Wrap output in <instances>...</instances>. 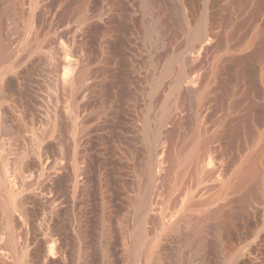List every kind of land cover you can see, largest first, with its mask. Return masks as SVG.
Listing matches in <instances>:
<instances>
[{
    "label": "rangeland",
    "instance_id": "rangeland-1",
    "mask_svg": "<svg viewBox=\"0 0 264 264\" xmlns=\"http://www.w3.org/2000/svg\"><path fill=\"white\" fill-rule=\"evenodd\" d=\"M1 46L0 264H264V0H0Z\"/></svg>",
    "mask_w": 264,
    "mask_h": 264
},
{
    "label": "bare ground",
    "instance_id": "bare-ground-1",
    "mask_svg": "<svg viewBox=\"0 0 264 264\" xmlns=\"http://www.w3.org/2000/svg\"><path fill=\"white\" fill-rule=\"evenodd\" d=\"M68 20L69 19H65V21H67V22H68ZM214 24H208L206 27L202 28L194 36V38L192 39L191 43L187 46L186 52H185V55H184V62H183L184 63V68H183L184 69L183 70L184 73L182 74V79H181L182 83H180V84L188 83L187 80H189L192 77L193 73L196 71L198 66L194 65V62H195L194 59L197 58V56H199L201 54H202L201 55L202 57H207L211 53V51L214 49V47H215L214 43L218 41L219 34H220L216 30L217 24H215L216 26ZM164 25L162 24V22L161 23H157L156 26L151 31L152 32L151 34L156 36V39L158 37V41L159 42H162L163 39H164V30H165V28H164L165 26ZM217 29H218V27H217ZM0 49H2L1 52H0V54H2L4 52V50H3L4 48L2 47ZM195 84H196V82H195ZM167 117H168V115H167ZM167 117H164V118L161 119V122H160L159 127H158L159 133L162 134V135H163L164 130H165L164 123H165V120H166ZM160 152H161V149L159 147H157L155 149L154 153H153L154 154V157H153L154 158V163H152L153 166H156V164H157L156 163V157L160 154ZM191 158H192L193 161H196V162L197 161L198 162H200V161L203 162L202 160L204 159V157L198 156V154L196 152L191 155ZM255 164H256V162L254 163V161H253V163L248 165V167L245 170L240 172V174H239L240 177H239V181H238L239 184L237 183L238 185L245 184L246 181H248L247 179H249L250 174H252L254 169H255ZM255 171H254V173H255ZM251 179H252V177H251Z\"/></svg>",
    "mask_w": 264,
    "mask_h": 264
}]
</instances>
